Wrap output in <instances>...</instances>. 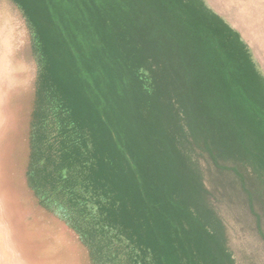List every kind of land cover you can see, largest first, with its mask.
I'll return each mask as SVG.
<instances>
[{"label":"trees","instance_id":"obj_1","mask_svg":"<svg viewBox=\"0 0 264 264\" xmlns=\"http://www.w3.org/2000/svg\"><path fill=\"white\" fill-rule=\"evenodd\" d=\"M8 1L38 65L27 182L89 264H264V75L240 35L203 0Z\"/></svg>","mask_w":264,"mask_h":264},{"label":"rangeland","instance_id":"obj_2","mask_svg":"<svg viewBox=\"0 0 264 264\" xmlns=\"http://www.w3.org/2000/svg\"><path fill=\"white\" fill-rule=\"evenodd\" d=\"M238 14L255 39V61L264 75V0H240ZM31 45L20 10L0 0V264H89L79 236L57 212L40 206L27 182L38 75ZM206 176L215 196L224 200L225 219L244 229L242 211L226 216V173ZM249 241L253 240L244 230L235 237L240 248ZM249 253L264 262L260 251Z\"/></svg>","mask_w":264,"mask_h":264},{"label":"crops","instance_id":"obj_3","mask_svg":"<svg viewBox=\"0 0 264 264\" xmlns=\"http://www.w3.org/2000/svg\"><path fill=\"white\" fill-rule=\"evenodd\" d=\"M203 1L211 11H213L215 14L220 16L232 29H234L240 35L241 40L248 46L252 58L255 61L256 57H255V52L253 50V44L255 43V39L252 38L245 30L247 25H246V21L244 20V16L238 14L240 11V0H203ZM255 63L258 67V63L256 61Z\"/></svg>","mask_w":264,"mask_h":264}]
</instances>
